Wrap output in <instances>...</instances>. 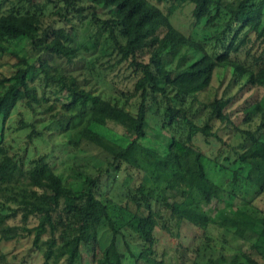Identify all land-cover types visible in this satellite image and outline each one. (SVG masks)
Wrapping results in <instances>:
<instances>
[{"label": "trees", "instance_id": "1", "mask_svg": "<svg viewBox=\"0 0 264 264\" xmlns=\"http://www.w3.org/2000/svg\"><path fill=\"white\" fill-rule=\"evenodd\" d=\"M45 1L65 27H44L42 6L33 0H17L0 13V54L17 57L15 71L0 78V184L17 204L0 213L1 239L29 237L33 249H42V264L56 261L57 248L59 264H264V216L231 202L241 182L256 190L255 197L264 194V0H164L166 11L151 0ZM95 1L114 9L101 17ZM183 5L190 6V34L172 23ZM77 25L93 30L79 48L72 45ZM193 25L206 32L195 36ZM152 38L155 51L145 46ZM170 57L183 65L179 74L207 82L193 90L177 87ZM110 62L126 63L137 75L130 103L129 97L120 104L93 93L90 74ZM84 68V77L75 73ZM206 88L211 94L199 99ZM51 94L64 112L54 118L66 129L85 117L74 143L96 148L103 163L95 169L83 170L75 157L62 177L44 155L25 164L4 146L5 122L17 103L35 111ZM53 107L48 103L45 110ZM215 120L245 141L233 167L219 164L229 172L228 190L209 176L197 144H220L219 154L229 147L214 130ZM108 122L123 129L124 144L95 130ZM155 138L162 144L145 143ZM134 147L140 164L129 159ZM123 164L150 173L160 190L130 176L119 179ZM213 200L224 205L207 214ZM17 213L21 224H4ZM102 225L111 234L105 245L98 236Z\"/></svg>", "mask_w": 264, "mask_h": 264}, {"label": "rangeland", "instance_id": "2", "mask_svg": "<svg viewBox=\"0 0 264 264\" xmlns=\"http://www.w3.org/2000/svg\"><path fill=\"white\" fill-rule=\"evenodd\" d=\"M17 0H0V13L6 11L11 8L12 3H16ZM42 6L43 17L42 21L44 23V27L50 25L52 27L63 26L66 25L63 22H59V15L54 14L52 4H47L45 0H33ZM90 0H82L84 4H89ZM96 5H98V12L101 17H106L108 12L113 11L114 8L109 5L102 4L98 1H95ZM151 2L157 4L162 10L166 11V7L169 2L164 0H151ZM56 5H60L57 0H55ZM57 5V6H58ZM264 20V16H263ZM192 18L190 16V6L183 5L178 11L175 13L172 23L173 25L182 31L185 34H190L192 32ZM74 22V21H73ZM195 36L199 37L200 34H204L206 31L205 27H195L193 25ZM76 34L74 37L73 46L75 48H79L87 39L93 34V30L89 26H76L75 30ZM155 38L150 39L145 42L146 48L149 50L155 51L158 49L157 44L154 42ZM257 43L253 50L257 49ZM257 47V48H256ZM261 48V47H260ZM259 48V49H260ZM252 50V51H253ZM177 57H170L168 60V67L172 69L173 75L175 77L174 84L186 90H193L199 88L203 82H207L208 77L202 80H194L187 72H181L183 70V65H179L176 60ZM17 57L14 54L10 53H2L0 54V78L4 76H8L12 74L16 69ZM60 64L63 66V62ZM65 65V64H64ZM86 69L76 70L75 73L81 72V77L87 75L88 72H82ZM178 73V75H176ZM89 75V74H88ZM176 75V76H175ZM91 83L93 93L99 94L101 97L110 98L112 101H118L120 104H124L125 99L129 97L128 101L125 103H130L133 98V85L136 78V74L133 70L127 66L126 63L114 64V62L105 63V64H97L95 72L90 74ZM89 76V77H90ZM91 85V84H90ZM222 88L219 89L218 93ZM41 94L40 91H38ZM211 92L209 88L204 89L199 93V99H206ZM64 94H60L59 97L62 98ZM54 102V110L48 112L46 106L48 103ZM238 106L241 104L239 101ZM235 104L231 109L238 107ZM127 105V104H126ZM129 107V106H127ZM59 111L56 116L54 113ZM74 111H67L66 114L73 113ZM50 113H52L50 115ZM64 113L62 111L61 102L55 100L53 95H49V100L44 104L35 106V111L28 109L23 102H18L17 105L13 108L10 116L5 122L4 136H3V144L7 148L10 153H14L16 158L23 160L25 164L27 162L39 155H44L46 161L49 163L51 168L54 170L56 174L61 175L62 177H66L69 173V169L73 164V160L77 157L76 164H84L85 167H82L83 170L89 172L92 169H95L96 166L101 165L103 162L101 160L96 159L98 156V151L96 148H92L91 146H85L82 149H79V146H75L74 141L77 138V130L85 124V117L77 118L72 120L69 128H65L66 122H60L56 120L54 117L60 116V114ZM20 121L24 124L23 129H19ZM62 123V124H60ZM156 119L151 117L150 125L155 127ZM257 119L252 121L249 125V128L254 129L257 125ZM213 128L217 131L220 136L229 141V147L224 149L223 152L218 153V145H210L203 140L197 141V144L202 148L203 153L205 155V167L209 176L218 184H220L225 189H230L232 186L228 183L229 172L224 170L219 164L226 165L227 167H233V160L236 157L235 152L241 151L242 146L244 145V137L241 135H231L230 126L224 125V123L219 122L218 120L214 121ZM95 130L98 131L101 135L106 138L115 141L117 143L124 144L126 140L122 137L125 135L122 128L114 125L112 122H108L104 126H96ZM38 133V134H36ZM151 139L145 143L150 145H155L153 142L158 140ZM161 140V139H160ZM161 143L158 141L156 143ZM131 154L129 155V159L131 163H142L141 157H139V152L136 151V147L131 150ZM214 156L217 158L216 163L212 160ZM227 157V158H225ZM130 178L134 183L143 182L144 186L150 187L153 191L158 192L160 190L161 184L151 176L150 173L143 176V173L137 170H134L132 167L126 166L125 164L121 165V169L119 172V179ZM144 177V178H142ZM129 178V180H131ZM243 183L241 182L239 187L234 188V192L236 196L231 199L233 206H238L241 208L247 209L249 212L255 215L264 216V194L262 196L255 197V191L245 186L242 187ZM119 185L116 183L114 189H118ZM8 190L2 189L0 184V213L11 212L13 209L17 207L16 202L10 200L8 198ZM255 197V198H254ZM224 198H228L225 194ZM254 198L253 203L247 204L244 203L243 199L246 201ZM214 205L217 207H222L224 202H216L212 201V204L206 206L204 211L207 214H212ZM4 208V209H3ZM20 213H17L15 217H9L5 220V225H19L22 223ZM36 223L34 218H30L27 222L29 226H32ZM99 241L101 245H105L108 243L111 234L110 230L106 225H102L99 228L98 232ZM161 237V236H160ZM161 240L165 243H169L166 236H162ZM42 249L35 250L31 247L30 238L27 236L24 237H16L11 240H3L0 237V264H42ZM62 255V251L57 248V259L56 261H51V264H59L60 258ZM85 259H89L86 256Z\"/></svg>", "mask_w": 264, "mask_h": 264}]
</instances>
